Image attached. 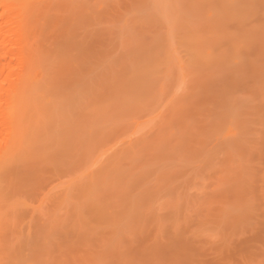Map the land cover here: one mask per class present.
I'll return each mask as SVG.
<instances>
[{"label":"rangeland","instance_id":"obj_1","mask_svg":"<svg viewBox=\"0 0 264 264\" xmlns=\"http://www.w3.org/2000/svg\"><path fill=\"white\" fill-rule=\"evenodd\" d=\"M171 1H75L91 84L37 173V264H264V0Z\"/></svg>","mask_w":264,"mask_h":264},{"label":"bare ground","instance_id":"obj_2","mask_svg":"<svg viewBox=\"0 0 264 264\" xmlns=\"http://www.w3.org/2000/svg\"><path fill=\"white\" fill-rule=\"evenodd\" d=\"M75 1L0 0V264H37L42 253L36 206L31 204L37 173L46 163L60 162L59 153L78 125L72 118L79 109L78 100L90 88L81 67L82 72L77 71L81 77L74 75V62L83 55L81 43L73 41L76 35L71 32L80 11Z\"/></svg>","mask_w":264,"mask_h":264}]
</instances>
